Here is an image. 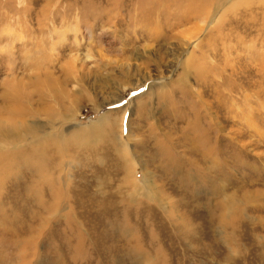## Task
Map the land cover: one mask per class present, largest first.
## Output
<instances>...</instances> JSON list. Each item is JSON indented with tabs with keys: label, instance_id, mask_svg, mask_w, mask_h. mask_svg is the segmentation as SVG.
Segmentation results:
<instances>
[{
	"label": "rangeland",
	"instance_id": "rangeland-1",
	"mask_svg": "<svg viewBox=\"0 0 264 264\" xmlns=\"http://www.w3.org/2000/svg\"><path fill=\"white\" fill-rule=\"evenodd\" d=\"M160 1L0 0V264H264V0Z\"/></svg>",
	"mask_w": 264,
	"mask_h": 264
},
{
	"label": "bare ground",
	"instance_id": "bare-ground-1",
	"mask_svg": "<svg viewBox=\"0 0 264 264\" xmlns=\"http://www.w3.org/2000/svg\"><path fill=\"white\" fill-rule=\"evenodd\" d=\"M160 1V0H158ZM222 0H211V3H210V8H213L215 11H217V9L223 4L221 3ZM159 3H162L161 1ZM169 5V4H168ZM215 11H212L213 14H215ZM36 91V90H35ZM10 96V95H9ZM16 96V95H15ZM14 98V97H13ZM24 98V97H23ZM45 98V96H44ZM16 99V98H15ZM31 99V98H30ZM2 100V99H1ZM26 100V99H25ZM22 101H24V99H22ZM31 101V100H30ZM21 106L20 105V102L19 100H12L10 99L9 97L7 98L6 100V104H5V109L6 111L8 112V114L10 115V118L8 120L9 123H12L13 120L15 119H19V121L21 122L20 124H23L25 121H24V117L29 114L27 112H24L25 109H21L23 107H19ZM34 111V110H33ZM2 115V114H1ZM6 119V118H5ZM7 121V120H6ZM5 122V121H4ZM17 122V121H16ZM6 123V122H5ZM19 124V123H18ZM2 128V127H1ZM26 128V126H25ZM34 128V127H33ZM32 128V129H33ZM38 129V128H37ZM3 132V131H2ZM81 132V131H80ZM41 133V132H40ZM42 134V133H41ZM15 137V136H14ZM19 137V136H18ZM49 137V136H48ZM81 137V136H80ZM4 139V138H3ZM11 140V139H10ZM12 142V141H11ZM3 144V143H2ZM0 149H1V146H0ZM7 149V148H5ZM11 154V153H10ZM10 158L11 155L8 156V159L5 158L4 155H1L0 154V185L4 182L3 179H5L7 177L6 174L3 175V172L5 171V169L11 165L13 162V160H11Z\"/></svg>",
	"mask_w": 264,
	"mask_h": 264
}]
</instances>
